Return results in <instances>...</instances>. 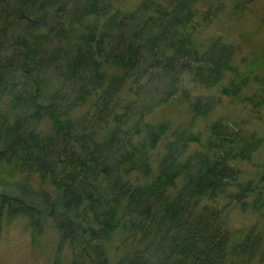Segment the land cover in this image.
Instances as JSON below:
<instances>
[{
    "label": "trees",
    "instance_id": "1",
    "mask_svg": "<svg viewBox=\"0 0 264 264\" xmlns=\"http://www.w3.org/2000/svg\"><path fill=\"white\" fill-rule=\"evenodd\" d=\"M124 1L0 0V165L23 175L0 178V237L5 219L24 218L33 240L52 221L70 264H110L121 232L116 264H264V232L234 242L221 206L264 212V168L248 183L239 168L264 138L219 119L203 143L194 123L214 101L179 87L186 74L207 89L231 75L221 95L261 108L264 64L239 73L234 45L198 44L214 18L200 0ZM172 99L189 103L188 128L147 120Z\"/></svg>",
    "mask_w": 264,
    "mask_h": 264
},
{
    "label": "rangeland",
    "instance_id": "2",
    "mask_svg": "<svg viewBox=\"0 0 264 264\" xmlns=\"http://www.w3.org/2000/svg\"><path fill=\"white\" fill-rule=\"evenodd\" d=\"M141 0H125L122 9L134 8ZM241 3L240 5L238 4ZM239 5V8L237 9ZM200 13L211 9L214 18L210 23L198 26L195 39L202 47H206L213 39L222 38L235 46L237 50L234 64L239 73L244 72L251 65L258 73L263 71L264 64V0H200L197 5ZM198 24L199 17L197 18ZM233 76L229 75L222 83L227 85ZM181 92L186 90L191 100L198 97L212 99L214 109L206 117L198 118L194 123V131L200 135L203 143L209 138V128L219 119L226 123L238 124L248 133L257 134L264 138V107L253 109L239 99H230L221 95L222 86L207 89L194 82L189 75H185L180 84ZM249 92V91H248ZM135 93H124L123 101L132 102ZM216 103V105H215ZM87 112L83 109L76 113L82 116ZM148 121L168 120L172 130L186 129L193 120L189 103L183 99H172L167 104L156 106L147 117ZM50 123H43L44 130L49 129ZM165 140L156 151V155L163 152ZM156 168V165H155ZM241 169V183L258 181V174L264 168V147L258 151L251 162L239 164ZM19 172L0 165V178L15 181L21 178ZM33 183L39 187L38 179ZM228 228L234 242L241 240L240 232H247L253 227L264 232V212H244L229 201L221 202ZM226 207V208H224ZM243 233V234H244ZM127 236L120 233L107 245L110 264H116L129 248ZM61 236L52 221H49L42 237L33 240L31 229L24 218L14 221L4 220L0 237V264H53L59 258L64 264H70L73 259L71 249L64 245ZM249 264H258L254 261Z\"/></svg>",
    "mask_w": 264,
    "mask_h": 264
}]
</instances>
